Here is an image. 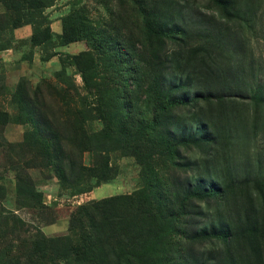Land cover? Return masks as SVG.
Wrapping results in <instances>:
<instances>
[{"label": "rangeland", "instance_id": "rangeland-1", "mask_svg": "<svg viewBox=\"0 0 264 264\" xmlns=\"http://www.w3.org/2000/svg\"><path fill=\"white\" fill-rule=\"evenodd\" d=\"M41 2L16 11L0 0V264H264V131L246 156L235 138L261 115L246 105L229 118L204 90L221 65L204 37L222 22L218 0ZM255 47L264 58V40ZM135 192L132 206L164 215L166 232L138 242L137 257L118 262L97 244L111 218L95 234L87 221L71 227L84 206Z\"/></svg>", "mask_w": 264, "mask_h": 264}, {"label": "trees", "instance_id": "trees-1", "mask_svg": "<svg viewBox=\"0 0 264 264\" xmlns=\"http://www.w3.org/2000/svg\"><path fill=\"white\" fill-rule=\"evenodd\" d=\"M1 1L7 10L14 9L17 11L23 7V9H38L43 6L41 0ZM218 3L224 12V16L213 17H219L217 19L222 22L216 21V26L207 28L204 37H209L211 48L215 47L217 53L220 52L216 57L221 65L209 70V75L206 77L207 80L204 82V90L207 94L206 101L210 102L216 99L218 103L226 104L223 111L226 116L227 113H230L231 115L228 114V117L232 119H235L236 113H240L246 105L253 108L254 115L257 113L261 115V121L252 135L240 133L239 129L235 135V138H243L246 156L249 155L251 144L257 139L259 132L264 131V58L256 53L255 47V43H257L258 48H260V43L264 40V0H218ZM209 23L212 22L209 21ZM172 31H176V29L170 30V32ZM177 32L183 33L180 29ZM68 35L65 30L62 36L68 38ZM44 38L48 40L50 36L47 34ZM71 41L73 38L70 36L65 42ZM191 93L197 96L202 92L195 88ZM182 103H186V100H174L172 104ZM238 127L235 125V129ZM198 128L200 129V127ZM165 145L166 150L173 154L174 140L167 138ZM256 160L258 167H262L263 160L260 154L256 156ZM224 191L222 186H215L209 188L208 193L219 197V195H223ZM142 197L141 192H135L132 195H114L92 202L83 207V214L77 213L74 216L71 227L73 228L75 222L85 224L87 221L95 234L102 221L107 225V219L111 218L112 226L108 224L111 227V236L99 240L97 244L101 243L100 246H106L113 253H116L119 257L116 259L118 262L122 259L120 257H137L144 248V246L142 248L137 246L138 242L147 241L151 235L161 236L166 233L162 228L164 215L157 219L159 215L157 211L150 210L148 213L143 210V204L138 207L132 206L134 201H139ZM108 211L111 215H108ZM147 213V217H144ZM99 215H102L100 219L97 217ZM225 229L227 235L226 226ZM68 239V237H41L36 240L53 247L55 244H59L60 240L64 242ZM38 241L34 242L35 247L40 244ZM83 242L84 240L75 245L70 244L69 249L65 248L66 255L79 256L84 248L83 244L85 243ZM93 242L90 239L89 244H93ZM31 256L29 262L34 260L33 255ZM36 262L39 264L38 259ZM7 264H13V262L9 261Z\"/></svg>", "mask_w": 264, "mask_h": 264}, {"label": "crops", "instance_id": "crops-1", "mask_svg": "<svg viewBox=\"0 0 264 264\" xmlns=\"http://www.w3.org/2000/svg\"><path fill=\"white\" fill-rule=\"evenodd\" d=\"M1 12H3V5L0 3V13ZM27 30V28H24V30L22 29V30H20V32L21 31H26ZM16 33H18V31L16 32ZM3 52L2 53H6L5 51H9V53L8 54H6L5 56L7 57V58H9V55H10V53L12 52V50L11 49H6V50H2Z\"/></svg>", "mask_w": 264, "mask_h": 264}]
</instances>
